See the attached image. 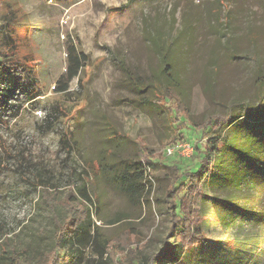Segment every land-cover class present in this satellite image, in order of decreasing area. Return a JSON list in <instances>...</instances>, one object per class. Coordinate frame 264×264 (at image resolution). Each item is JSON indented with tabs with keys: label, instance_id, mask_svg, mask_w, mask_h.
Masks as SVG:
<instances>
[{
	"label": "rangeland",
	"instance_id": "rangeland-1",
	"mask_svg": "<svg viewBox=\"0 0 264 264\" xmlns=\"http://www.w3.org/2000/svg\"><path fill=\"white\" fill-rule=\"evenodd\" d=\"M5 15H14L42 96L19 118L0 122L1 231L20 233L15 242L50 234L60 211L46 204L38 179L59 192L73 181L91 193L106 238L135 232L143 254L161 256L160 264H264V121L257 119L264 112V0H0V24ZM161 36L177 74L178 105L161 101L151 84L161 67ZM70 47L89 60L69 92L56 94ZM54 101L68 115L46 132L40 125ZM171 104L180 120L171 118ZM224 115L230 124L193 196L202 242L194 248L189 240L174 262L163 256L176 242L167 209L170 166L195 169L183 161L194 155L168 157L166 149L185 137L210 146L215 133L199 127ZM141 147L153 161L143 200L125 195L113 174L94 176V161L108 162L113 173ZM180 184L184 193L187 175Z\"/></svg>",
	"mask_w": 264,
	"mask_h": 264
},
{
	"label": "trees",
	"instance_id": "trees-1",
	"mask_svg": "<svg viewBox=\"0 0 264 264\" xmlns=\"http://www.w3.org/2000/svg\"><path fill=\"white\" fill-rule=\"evenodd\" d=\"M13 18L14 15L11 17L5 15L0 24L1 123L8 119L19 118L26 104L34 103L42 96L36 69L32 63L33 59L28 54H21V39L18 37ZM159 40L160 42L156 44L161 57V67L158 72L152 74L151 84L155 93L162 95L161 101L171 103L174 100L178 105L180 99L176 90L177 74L164 43L169 45L163 36L159 37ZM88 60L85 53L78 51L75 47H70L66 70L57 81L54 92L62 95L68 93L71 88L70 84L75 79L80 80ZM261 81L264 106V79L262 78ZM60 104L59 101H54L48 107L40 125L41 128L45 126L44 131L52 130L64 115H68L64 111L65 107ZM167 107L171 118L180 120L176 111L172 114L171 111L174 110L172 104ZM257 119L264 121V112L262 118ZM228 123L230 124V117L224 115L209 119L199 127L204 129L209 127L215 136L210 139V146L202 147L198 143L195 144L193 162L190 159L183 160L185 167L188 166L187 170L192 168L195 170L183 173L177 164L170 166L175 176L166 191V196L170 199L167 209L171 213V232L175 233L176 242L167 248L163 256L173 259L174 262L181 260L190 241L193 243L191 247L194 248L202 242L199 232H195L193 196L198 191L200 183L210 174L214 158L218 153L217 146ZM180 140L190 141L191 139L185 137ZM143 156L147 161L142 158ZM91 167L94 176L100 172L113 174L115 185L125 195L132 200L141 201L147 194L145 182L149 170L153 167V161L150 160V155L146 156L145 147H141L136 158L125 161L121 169L113 173L107 172L110 164L105 161H94ZM184 175L189 178V184L182 193L185 186L180 184L176 187V184ZM38 183L41 187V196L46 204L51 210L60 211L53 212L54 228L48 235L43 232L35 233L28 242H21V240L15 242L14 238L19 239L20 237V233H16L15 230H0V264H160L162 262V257L159 255L143 254L144 247L139 244L140 240L135 232L123 230L115 236L106 238L101 232L102 227L96 224L99 218L96 219L92 212L93 198L85 185L77 188L74 182L70 181L65 184L69 187L59 192L56 185L44 184L39 179ZM50 188L53 191H50ZM58 193L62 195L57 196ZM125 218L115 219L111 224L118 223ZM133 245L137 246L133 247Z\"/></svg>",
	"mask_w": 264,
	"mask_h": 264
},
{
	"label": "built area",
	"instance_id": "built-area-1",
	"mask_svg": "<svg viewBox=\"0 0 264 264\" xmlns=\"http://www.w3.org/2000/svg\"><path fill=\"white\" fill-rule=\"evenodd\" d=\"M195 145L187 140H180L176 142L173 146L166 149V155L172 157L174 155H179L184 158L191 157L195 152Z\"/></svg>",
	"mask_w": 264,
	"mask_h": 264
}]
</instances>
